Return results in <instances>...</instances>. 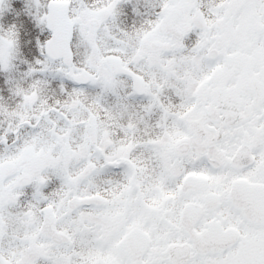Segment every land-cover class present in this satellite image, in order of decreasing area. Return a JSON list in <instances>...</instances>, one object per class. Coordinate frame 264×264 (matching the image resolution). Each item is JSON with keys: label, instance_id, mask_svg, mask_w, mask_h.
Returning a JSON list of instances; mask_svg holds the SVG:
<instances>
[{"label": "snow or ice", "instance_id": "1", "mask_svg": "<svg viewBox=\"0 0 264 264\" xmlns=\"http://www.w3.org/2000/svg\"><path fill=\"white\" fill-rule=\"evenodd\" d=\"M0 264H264V0H0Z\"/></svg>", "mask_w": 264, "mask_h": 264}]
</instances>
